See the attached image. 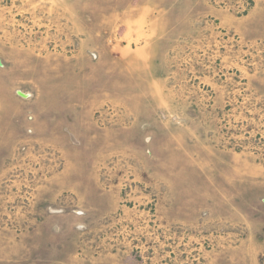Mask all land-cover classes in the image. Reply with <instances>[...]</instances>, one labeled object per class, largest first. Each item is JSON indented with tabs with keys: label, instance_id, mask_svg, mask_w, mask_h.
<instances>
[{
	"label": "rangeland",
	"instance_id": "obj_1",
	"mask_svg": "<svg viewBox=\"0 0 264 264\" xmlns=\"http://www.w3.org/2000/svg\"><path fill=\"white\" fill-rule=\"evenodd\" d=\"M0 264H264V0H0Z\"/></svg>",
	"mask_w": 264,
	"mask_h": 264
}]
</instances>
